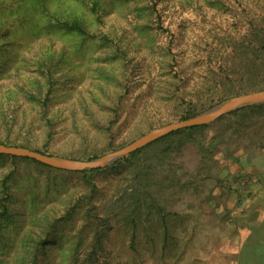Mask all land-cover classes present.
<instances>
[{
  "label": "rangeland",
  "instance_id": "rangeland-1",
  "mask_svg": "<svg viewBox=\"0 0 264 264\" xmlns=\"http://www.w3.org/2000/svg\"><path fill=\"white\" fill-rule=\"evenodd\" d=\"M47 15L78 20L95 38L54 31ZM263 47L264 0H0V137L53 157L98 159L185 112L264 90ZM243 53L253 68L242 67ZM256 105L148 151L145 185L162 218L150 209L136 232L123 224L136 175L120 176L111 191L109 174L90 176L103 191L87 196L81 213L92 205L107 233L97 264H264V103ZM9 170L16 216L0 233V259L14 264L23 238L40 234L39 220L61 218L89 187L82 174L30 161L0 162V174ZM81 228L68 222L45 259L64 257ZM88 239L79 258L92 253Z\"/></svg>",
  "mask_w": 264,
  "mask_h": 264
},
{
  "label": "trees",
  "instance_id": "trees-1",
  "mask_svg": "<svg viewBox=\"0 0 264 264\" xmlns=\"http://www.w3.org/2000/svg\"><path fill=\"white\" fill-rule=\"evenodd\" d=\"M42 2V1H41ZM98 3L96 1H92L91 4L88 7V11L92 13L95 17L94 21L95 23H98L100 20V11L101 9H98ZM154 9H152L153 11ZM46 22L49 26V28L54 29V31L62 32L64 35H77L81 37L82 39H94V35H90L88 30L85 28V26L80 23L78 20L73 21H66L61 20L58 18H55L53 16L47 15L46 16ZM264 54V47L263 52ZM251 54L247 55L243 53V63L242 67L247 68H253L254 62L251 61L250 58ZM262 62L264 63V55ZM48 60H53V54L48 51ZM46 65V63H44ZM207 64L210 65V62L207 61ZM47 66V65H46ZM240 66V65H239ZM261 67H264V64L260 65ZM264 70V69H263ZM230 74V72H227ZM50 78V75H49ZM183 89L187 86L186 80H183L182 82ZM199 86V85H198ZM243 92H238L236 94H242ZM203 94L196 93V98L200 99L203 98ZM182 98V97H179ZM24 99L27 102H38V99L33 96L27 94ZM262 108V105H255L252 107L240 109L238 111H235L229 115H234L237 113L245 112V111H257ZM195 114H191L189 112H185L182 115L178 117V121L187 120L193 117ZM226 118L225 116L219 118L218 121H222ZM15 117L11 118V121L14 122ZM170 124V123H169ZM167 125V124H166ZM162 127V126H161ZM209 128V125H203V126H197L187 129H181L178 131H175L157 141H154L150 145H147L146 147L139 149L131 154L125 159H121L118 161H115L110 166L105 167L103 169H95L90 171H83V172H67V171H60L56 170L50 167H47L45 165H42L40 163H37L35 161L25 159V158H17V157H10V156H4L0 155V162L2 161H11L15 163L16 161H30L33 162L39 166H42L44 168H47L49 170H53L56 172H62L66 174H82V176L86 179V184L89 187V193L87 195H83L82 197L78 198L71 206H69L65 212V214L59 218L50 221L46 218H41L39 221H41L39 227L40 234H36V239L32 238L33 232H29L27 236H25V241L20 242L19 244V252L18 255L15 257V262L17 264H97L98 258L96 257V251L104 250L103 245L104 239L107 238V233L105 229L102 227V222L96 221V217L94 212L93 206L90 205V208H87V210L84 213H81L82 208L84 207V199L87 198L89 195H100L102 189L100 190L94 183L90 181V176H98V175H107L109 174L111 177L109 184L107 186L108 190H112L114 187H116L115 183L117 178H119L122 175H136V180L139 184L138 187L132 189L130 193L127 194L126 200H127V214L123 218V224L125 226H130L133 229V232H136V228L142 224V219L150 213V209L156 208V216L159 218L161 217V204L158 202V200L154 199L151 195V193L148 191V185H145L146 181L150 177V171H148V168L144 165V158L148 151L156 145V143H159L162 140L171 138L173 136L183 134L184 132H198L203 131L205 129ZM11 129H7V131H10ZM53 131L48 130L45 132L46 136L49 137L52 134ZM0 144L6 145V146H15V147H23L28 148L33 151L52 156V154H49L44 149H37V148H31L28 143H18L16 139H10V137H0ZM122 148V147H121ZM118 150V149H117ZM113 152V151H112ZM92 160L93 158H89ZM13 171L9 170L5 173L0 174V233L6 229L12 226L15 223V216L16 213H14L13 210V195L11 192V183L13 179ZM105 175V176H106ZM92 206V207H91ZM76 218V219H75ZM75 220L80 221L82 224V228L78 230L77 235H74L73 243L70 244L67 247V251L65 252V256L58 259V262H55V258L51 261L45 259L46 257V249L54 247L58 244V242L61 240V231L62 228H64L68 222L71 221L73 223ZM36 221V219H35ZM99 222V223H97ZM107 224V222H105ZM111 226V225H108ZM19 227L16 226V229ZM86 233V236L89 237L87 248H89L92 253H87L86 255L79 258L78 256V249L81 241L86 239V236H84V232ZM66 250V249H65ZM42 252V253H41ZM6 257L4 259H0V264H8ZM14 263V264H16Z\"/></svg>",
  "mask_w": 264,
  "mask_h": 264
},
{
  "label": "water",
  "instance_id": "water-1",
  "mask_svg": "<svg viewBox=\"0 0 264 264\" xmlns=\"http://www.w3.org/2000/svg\"><path fill=\"white\" fill-rule=\"evenodd\" d=\"M262 103H264V90L232 97L206 113L187 120H182L159 127L118 150L107 153L98 159L90 161L67 160L48 156L28 148L6 146L3 144H0V155L29 159L47 167L67 172H83L95 169H103L111 163L118 161L175 131L208 125L223 117L224 115L231 113L232 111L246 106Z\"/></svg>",
  "mask_w": 264,
  "mask_h": 264
},
{
  "label": "crops",
  "instance_id": "crops-1",
  "mask_svg": "<svg viewBox=\"0 0 264 264\" xmlns=\"http://www.w3.org/2000/svg\"><path fill=\"white\" fill-rule=\"evenodd\" d=\"M261 204H262V206L264 207V191H263V196H262V198H261Z\"/></svg>",
  "mask_w": 264,
  "mask_h": 264
}]
</instances>
